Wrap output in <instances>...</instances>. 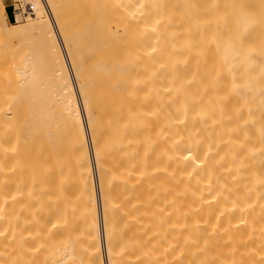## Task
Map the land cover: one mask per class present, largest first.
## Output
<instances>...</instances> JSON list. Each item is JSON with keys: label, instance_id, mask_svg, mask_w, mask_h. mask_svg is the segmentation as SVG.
<instances>
[{"label": "bare ground", "instance_id": "obj_1", "mask_svg": "<svg viewBox=\"0 0 264 264\" xmlns=\"http://www.w3.org/2000/svg\"><path fill=\"white\" fill-rule=\"evenodd\" d=\"M19 2L0 264H264V0Z\"/></svg>", "mask_w": 264, "mask_h": 264}, {"label": "rangeland", "instance_id": "obj_2", "mask_svg": "<svg viewBox=\"0 0 264 264\" xmlns=\"http://www.w3.org/2000/svg\"><path fill=\"white\" fill-rule=\"evenodd\" d=\"M2 1H3V3L6 6L10 7L11 9L14 8L15 6H20L21 5L20 2H19V0H2ZM58 1H59L58 2V5L60 6L61 10H64L66 8L68 9V6H70L69 5V0H58ZM61 15H64V13H61ZM8 23L9 24H12L9 20H8ZM9 32L10 31L6 28L5 21L1 18V14H0V42L2 44V48H5L6 49L5 43H6V40H8L7 38L9 37V34H10ZM14 46H15V38L14 37H11L10 38V44L8 45V48L11 50V49L14 48ZM12 52H14L16 54V56H17V53L15 51H12ZM8 57H9L8 54H5L4 55V58L7 59ZM10 58L13 60V55ZM12 60H10L9 62L7 60H5L4 61V65H6V64L12 65V62H13ZM134 223L136 224V222H134ZM134 223H132V225ZM138 224H139V222H138ZM136 226H138L140 228V226L137 225V224L135 226L133 225V227H132L133 228V231H136V230L138 231V227H136ZM135 228H137V229H135ZM131 229H129V230L131 231ZM130 231H129V234L128 235L132 234V231H131V233H130ZM130 236L132 237L133 235H130ZM167 248H168L167 250H169L171 247H168L167 246Z\"/></svg>", "mask_w": 264, "mask_h": 264}, {"label": "built area", "instance_id": "obj_3", "mask_svg": "<svg viewBox=\"0 0 264 264\" xmlns=\"http://www.w3.org/2000/svg\"><path fill=\"white\" fill-rule=\"evenodd\" d=\"M33 8L32 7H28L26 11H22L23 15H27V14H31L33 13Z\"/></svg>", "mask_w": 264, "mask_h": 264}]
</instances>
